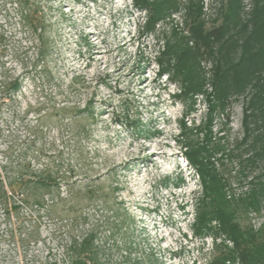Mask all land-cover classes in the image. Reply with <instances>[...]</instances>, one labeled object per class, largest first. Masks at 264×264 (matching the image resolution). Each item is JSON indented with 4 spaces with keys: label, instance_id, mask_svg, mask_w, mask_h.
Returning a JSON list of instances; mask_svg holds the SVG:
<instances>
[{
    "label": "rangeland",
    "instance_id": "1",
    "mask_svg": "<svg viewBox=\"0 0 264 264\" xmlns=\"http://www.w3.org/2000/svg\"><path fill=\"white\" fill-rule=\"evenodd\" d=\"M173 1L176 9L165 7L152 27L136 0H0V264H73L69 249L90 235L97 264H209L234 248L225 233L196 226L203 187L187 147L224 145L211 160L228 196L241 198L264 182V100L253 79L224 110H210L220 100V41L201 45L174 79L159 75L168 44L171 55L198 46L194 13L206 33L230 5ZM259 4L238 0L230 35L244 39L239 32L251 30ZM242 52L233 50L236 60ZM192 84L202 91L184 94ZM153 151V162L144 160ZM238 220L264 231V197Z\"/></svg>",
    "mask_w": 264,
    "mask_h": 264
},
{
    "label": "trees",
    "instance_id": "2",
    "mask_svg": "<svg viewBox=\"0 0 264 264\" xmlns=\"http://www.w3.org/2000/svg\"><path fill=\"white\" fill-rule=\"evenodd\" d=\"M163 2L164 1L161 3L163 4ZM169 3L168 5H156L155 1L136 0L137 6L147 8L150 11L151 16L149 18V25H152V27L162 18L165 7L170 10L176 9L173 0ZM229 4L228 14H226L224 22L217 28L208 30L206 33L203 31L202 24L198 21L200 15L194 13L195 17L193 20L195 24L192 27V31L198 45L196 48L192 49V47L187 46L186 49L176 53L173 52L171 55L168 52L172 46L168 44L167 48L162 52L163 56L167 55L166 62L163 61L162 56L159 58V75L163 72H168L171 79H174L171 71L174 69L178 71L181 65H185L191 59L196 61L198 56H200L199 50L201 45L211 50L210 44L215 41H220L221 56L218 58V68L216 71V86L219 87L218 92L220 100L219 103L210 104V110L212 111H215L218 107L224 110L227 106L230 94L242 91L245 84L250 83L253 79L260 85V93L255 96L256 99L262 100L263 98L264 100V84L261 83L262 77L264 76V5L259 4L256 7V12L251 20V30L248 31V24H245L239 32V36L240 34L245 35L244 39L241 41L237 34H229L239 22V16L236 10L238 0H230ZM238 47H242L243 52L236 60L233 50ZM185 77H187L186 74L184 76L185 80L183 81L188 82V79ZM19 86L20 82L16 80L11 82L10 85L13 89H18ZM196 86H198V84L189 85V87L184 89L183 93L187 95H196L199 91H202L200 86ZM256 104L257 102H255V100L251 103L252 107ZM262 105L264 107V104ZM227 116L229 119V115ZM250 116L249 114L245 115V123L247 126ZM182 124L184 132L188 128L184 120H182ZM138 126H140V123ZM246 129L249 131V128ZM206 133L207 137L205 135V139L208 141L211 139L209 135L212 133L211 128L206 130ZM248 133L246 137L249 136ZM187 148H189L187 152L189 160L196 168L203 187L202 197L199 199L197 225H195H199V229H202L203 234L208 233L209 230L215 233L223 232L234 243V248H223L219 254L213 257L209 264H264V231L255 232L251 228H242L238 220L239 212L242 208L257 207L259 205V202L264 197V182L255 183L254 187L241 198L229 197L227 194V182L223 176L219 174L211 160L212 155L219 150V152L222 153L221 156H224L226 150L225 146L218 144L215 148L216 150H212L202 142L201 147L193 148L192 142H189ZM228 155H231L230 150ZM252 160L253 159L250 157L248 161L251 162ZM25 181L26 180L23 178L20 179L21 183ZM37 181H39V179H37ZM40 181L47 184L51 183V181L48 180L45 181L40 179ZM16 183H18V181ZM54 183L58 185L57 180H55ZM14 184H11L12 191L14 190L13 192H15ZM1 187L4 189L2 183ZM40 204L43 203L41 202ZM12 207L18 209L19 206L15 204ZM5 211H8L10 214L11 209L6 208ZM213 221L219 224L216 226L217 228L212 225ZM196 231L199 233L198 230ZM94 237V235H90L81 242L72 244L69 253L71 254L73 264H97L93 256Z\"/></svg>",
    "mask_w": 264,
    "mask_h": 264
},
{
    "label": "bare ground",
    "instance_id": "3",
    "mask_svg": "<svg viewBox=\"0 0 264 264\" xmlns=\"http://www.w3.org/2000/svg\"><path fill=\"white\" fill-rule=\"evenodd\" d=\"M93 100H94V99H90V101H93ZM140 131H141V130H140ZM149 131H150V130H145V129L142 130V132H143L144 134L149 133ZM157 133H160V131H157ZM147 135H148L147 137H149V134H147ZM139 149H140V151H145L146 149H148V145H146V144H141L140 147H139ZM157 153H158L157 151H153L152 154H151V156H150V157H146L144 160H147L148 162L152 163V162H153V158H154V156H155ZM125 165H127V164H125ZM167 178H170V176H168ZM168 180H169V179H168ZM182 182H183V179H182L181 176H179L177 182L175 183V186H179V185H181ZM179 207H180V208H184L185 205H180Z\"/></svg>",
    "mask_w": 264,
    "mask_h": 264
}]
</instances>
